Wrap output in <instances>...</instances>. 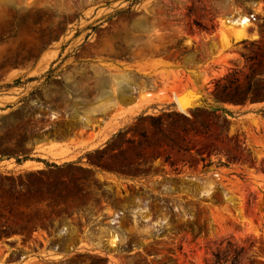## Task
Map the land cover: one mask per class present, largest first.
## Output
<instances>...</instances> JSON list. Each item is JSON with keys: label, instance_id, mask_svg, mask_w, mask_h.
Returning a JSON list of instances; mask_svg holds the SVG:
<instances>
[{"label": "rangeland", "instance_id": "rangeland-1", "mask_svg": "<svg viewBox=\"0 0 264 264\" xmlns=\"http://www.w3.org/2000/svg\"><path fill=\"white\" fill-rule=\"evenodd\" d=\"M232 249L264 264V0H0V264Z\"/></svg>", "mask_w": 264, "mask_h": 264}, {"label": "bare ground", "instance_id": "bare-ground-1", "mask_svg": "<svg viewBox=\"0 0 264 264\" xmlns=\"http://www.w3.org/2000/svg\"><path fill=\"white\" fill-rule=\"evenodd\" d=\"M252 25V19L248 15H237L236 17H226L221 21L222 28L229 33L236 41L247 38L248 29Z\"/></svg>", "mask_w": 264, "mask_h": 264}, {"label": "trees", "instance_id": "trees-1", "mask_svg": "<svg viewBox=\"0 0 264 264\" xmlns=\"http://www.w3.org/2000/svg\"><path fill=\"white\" fill-rule=\"evenodd\" d=\"M242 254V249H232L229 254L220 256L214 254V261L212 264H237Z\"/></svg>", "mask_w": 264, "mask_h": 264}, {"label": "crops", "instance_id": "crops-1", "mask_svg": "<svg viewBox=\"0 0 264 264\" xmlns=\"http://www.w3.org/2000/svg\"><path fill=\"white\" fill-rule=\"evenodd\" d=\"M28 163H31L30 160H23L20 164H18L19 167H21L23 170H28Z\"/></svg>", "mask_w": 264, "mask_h": 264}, {"label": "water", "instance_id": "water-1", "mask_svg": "<svg viewBox=\"0 0 264 264\" xmlns=\"http://www.w3.org/2000/svg\"><path fill=\"white\" fill-rule=\"evenodd\" d=\"M180 98H181V97H180ZM194 103H195V102H194L193 100H191V101H189L188 104H189V105H194ZM181 105H183V104H181Z\"/></svg>", "mask_w": 264, "mask_h": 264}, {"label": "built area", "instance_id": "built-area-1", "mask_svg": "<svg viewBox=\"0 0 264 264\" xmlns=\"http://www.w3.org/2000/svg\"><path fill=\"white\" fill-rule=\"evenodd\" d=\"M251 17V19H253V16H250Z\"/></svg>", "mask_w": 264, "mask_h": 264}]
</instances>
